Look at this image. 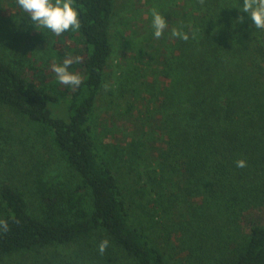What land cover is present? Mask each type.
Segmentation results:
<instances>
[{"label": "trees", "instance_id": "obj_1", "mask_svg": "<svg viewBox=\"0 0 264 264\" xmlns=\"http://www.w3.org/2000/svg\"><path fill=\"white\" fill-rule=\"evenodd\" d=\"M147 2L146 45L109 101L135 125L125 147L113 151L141 195H150L145 225L189 241L181 246L186 264H264V30L240 11L243 0ZM9 3L0 0V10ZM116 3L74 0L81 27L57 37L78 43L58 51L81 72V85L67 95L27 78L0 49V107L33 126L40 155L54 151L66 167L58 174L33 153L12 163L0 147V219L9 227L0 230V264L183 263L132 221L114 160L93 135ZM152 9L167 22L160 39ZM173 29L189 39L173 37ZM62 102L65 116L53 110ZM239 159L247 166L236 167Z\"/></svg>", "mask_w": 264, "mask_h": 264}, {"label": "rangeland", "instance_id": "obj_2", "mask_svg": "<svg viewBox=\"0 0 264 264\" xmlns=\"http://www.w3.org/2000/svg\"><path fill=\"white\" fill-rule=\"evenodd\" d=\"M10 1L11 3L0 10V49L6 53L4 58L17 65L30 80L46 85L58 95L63 94V92H66L67 95L68 90L72 87L58 82L55 73L52 71V66L53 64H60L66 59H60L58 51L64 54L67 51L65 45L69 47L78 45L76 39L66 38L65 42L61 43L57 40L58 36L49 30L39 26L35 27L31 20L27 19V17L30 18L29 14L24 13L18 7L16 0ZM148 6L151 5L147 0H117L116 13L110 29L113 52L106 69L100 100L97 102V114L99 115L96 119L93 135L102 154L114 160L115 172L119 182L125 187L127 202L132 205V221L138 224L141 222L155 245L172 257L178 255L177 257L183 261L182 264H186L183 255L187 252L182 251L181 246L186 247L188 245L189 247V241L188 244L186 241L180 244L179 237L181 234L177 238L172 236L170 239L159 236V229L156 224L158 230L154 226L150 230L147 229L143 219L146 218V214L143 211L144 207L147 206L149 213H153L147 204L150 195H141L142 185L138 180L135 181L136 175L129 171L124 158L121 159L116 156L113 151V149L124 148L131 138V132L135 130L133 122L128 121L124 114H118V112L125 113V109L123 107H110L109 101L113 97L111 92L115 91L118 82L123 80L127 68L135 62L139 49L146 45L143 41L147 34L148 13L146 8ZM24 21L29 23L24 24ZM14 56L18 61L14 59ZM69 59H72V55ZM74 68L76 67H71L69 71L81 75L78 68ZM115 93L117 92L115 91ZM66 107L67 104L62 102L53 110L56 114L65 116ZM0 128L3 135L2 138L0 137V147L5 149L7 155L12 156V163L17 160L22 165L21 162L29 161V156L33 153L37 160L48 161L51 170L57 169L56 173L62 172L64 174L66 172L64 163L56 157L57 155L52 154L54 151L51 153L44 152L40 155L41 149L44 148L41 147L40 143L33 141V138L35 139L34 128L26 119L0 107ZM33 161L34 159L30 162ZM56 173H53V176ZM180 221L182 224L184 223V219H180ZM173 246L176 247L175 251L172 250ZM174 262L176 264L181 263L180 261L177 263L176 260Z\"/></svg>", "mask_w": 264, "mask_h": 264}, {"label": "clouds", "instance_id": "obj_3", "mask_svg": "<svg viewBox=\"0 0 264 264\" xmlns=\"http://www.w3.org/2000/svg\"><path fill=\"white\" fill-rule=\"evenodd\" d=\"M201 4L204 0H199ZM18 7L29 14L30 20L35 27L47 29L56 36L69 31H78L81 27L79 12L74 7V0H16ZM241 12L247 13L255 28L264 30V0H243ZM152 12V28L153 35L156 39H160L167 27L165 18L156 11ZM243 20V16L239 17ZM173 37H177L183 41H187L189 36L187 33L173 29L171 32ZM72 59H65L60 64H53L52 71L55 73L59 83L71 86L74 89L81 85L82 78L79 74H74L69 71ZM107 88V86H105ZM236 167L244 168L247 162L244 159H239L236 162ZM0 230L7 232L9 230L8 222L0 219ZM109 241L107 239L101 241L98 246V251L101 255L104 254Z\"/></svg>", "mask_w": 264, "mask_h": 264}]
</instances>
